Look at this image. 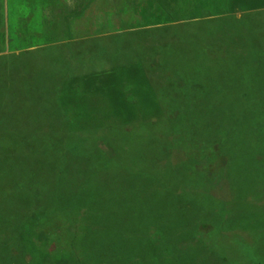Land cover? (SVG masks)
<instances>
[{"label":"rangeland","instance_id":"obj_1","mask_svg":"<svg viewBox=\"0 0 264 264\" xmlns=\"http://www.w3.org/2000/svg\"><path fill=\"white\" fill-rule=\"evenodd\" d=\"M55 2L0 0V46L4 39L11 51L0 54V261L38 206L40 224L45 214L57 219L44 253L58 264H220L226 254L223 264H264V50L208 58L195 42L176 58L159 47L161 58L145 64L161 122L140 104L115 114L85 91L89 115L73 123L63 108L79 104L58 98L65 82L111 66L91 49L115 54L122 40L146 39L128 26L138 15L130 0ZM251 13L234 16L256 28L246 18L264 13ZM102 17L106 26L94 30ZM15 263L32 261L24 253Z\"/></svg>","mask_w":264,"mask_h":264},{"label":"trees","instance_id":"obj_2","mask_svg":"<svg viewBox=\"0 0 264 264\" xmlns=\"http://www.w3.org/2000/svg\"><path fill=\"white\" fill-rule=\"evenodd\" d=\"M85 1V0H79ZM90 2H100V0H89ZM222 1L223 8L218 9V2ZM76 2V0H75ZM134 12L133 18L129 22L130 27H133L134 33L141 34L146 39L144 45H132L129 42L122 40L117 48H113L115 54H107L104 48H101V59H108L111 61V66L107 69H98L89 74L78 76L73 75L65 82L61 99H73L79 104V107L73 112L63 108L70 119V122L78 123L79 119L89 115L86 103L83 100L85 91L90 93L99 92L102 98L111 105L115 114L120 109H129L132 105L140 104L148 109L151 108L152 118L154 123L161 122L163 114L161 113L158 90H155L154 85L147 76L149 67L145 64L147 59L161 58L157 48L169 47L171 52L177 53L176 58L184 57L183 48L185 44L197 42L199 50H202L208 58H216L222 53L232 58L240 56L252 57L258 51H262L261 47L264 42L259 36L262 20L246 18L252 24H256V28L249 26H242L240 21L243 18H238L234 14L238 11H252L256 12L259 9L264 10V0H130ZM64 4L65 7L69 4V0H56L53 9L57 5ZM99 10V4L96 5ZM52 9V10H53ZM76 9L73 11L76 14ZM251 13V14H252ZM106 15V14H104ZM103 15V17H104ZM110 15H107L111 20ZM250 15V14H249ZM2 16L0 6V18ZM14 16V11H13ZM97 15V17H99ZM244 16V15H243ZM99 23L94 25V30L99 27H105L102 19ZM245 18V17H244ZM224 19L233 21L231 25ZM220 20L221 26H214ZM113 25L112 20L108 21ZM114 26V25H113ZM116 27V26H114ZM132 30L123 32L122 35L127 36ZM158 31V32H155ZM19 29L10 35V40L17 39ZM24 34V31H22ZM27 34V33H26ZM197 34H201L207 42L205 47L197 40ZM22 39V38H21ZM43 41L44 39L41 38ZM222 40L229 41L224 43ZM32 45L27 44V48ZM124 46L126 50L123 52V59H120L118 52ZM113 46L111 45L109 49ZM134 57V58H132ZM74 95H77L74 97ZM127 115L132 116V112ZM89 121V120H87ZM97 148L104 151V147ZM26 205L30 204L25 200ZM64 204V203H63ZM65 205V204H64ZM68 207L67 205H65ZM70 208V207H68ZM74 212L75 208H70ZM44 213L43 209L35 206L34 213H28V219L25 224L18 221L16 228L24 230L19 236V245L17 246L13 256L9 257L7 264H16L20 257L25 258L27 262L32 261V264H58L59 258L51 254H45L47 241L51 237L47 235L57 229V219L51 214H45L43 223H39L40 218ZM22 212L19 210L16 213V218L21 220ZM31 224V225H29ZM31 227V228H30ZM46 228L45 232L41 229ZM31 239H29V237ZM66 241L68 238L61 237ZM215 244L211 242L209 246ZM227 255V254H226ZM226 255L218 256V262L223 264L226 261ZM0 264H3L0 261ZM146 264V263H143ZM227 264H230L229 262ZM234 264V262H231Z\"/></svg>","mask_w":264,"mask_h":264},{"label":"crops","instance_id":"obj_3","mask_svg":"<svg viewBox=\"0 0 264 264\" xmlns=\"http://www.w3.org/2000/svg\"><path fill=\"white\" fill-rule=\"evenodd\" d=\"M238 12H240V11H238ZM236 13H237V12H236ZM236 13H235V14H236ZM240 13L242 14V12H240ZM262 13H264V10H260V9H259L258 11L253 12L251 15H257V16H259V15L262 14ZM236 16H237V15H236ZM237 17H238V16H237ZM261 20H262L263 26H262L261 29H260L259 36H261V38H262V40H263V42H264V16H262ZM3 33H4V38H6V37L8 36V34H9V32H8L6 29L3 30ZM3 42H4V44H5V47H4V46L2 45V43H1V46H0V54L10 53L11 51H10V46H9L8 41H6V40L3 39ZM261 49L264 50V46L261 47ZM21 50H22V49H14L13 52H14V53H18V52L21 51ZM1 91H3V89L0 88V92H1Z\"/></svg>","mask_w":264,"mask_h":264},{"label":"flooded vegetation","instance_id":"obj_4","mask_svg":"<svg viewBox=\"0 0 264 264\" xmlns=\"http://www.w3.org/2000/svg\"><path fill=\"white\" fill-rule=\"evenodd\" d=\"M98 57L99 59H101V56H102V51H101V48L100 47H96L94 46L92 49H91V55H90V58L93 59L94 57ZM78 76H80L79 74H77Z\"/></svg>","mask_w":264,"mask_h":264}]
</instances>
